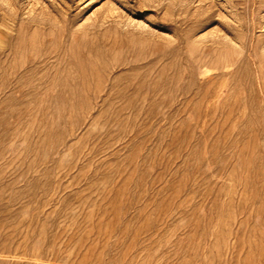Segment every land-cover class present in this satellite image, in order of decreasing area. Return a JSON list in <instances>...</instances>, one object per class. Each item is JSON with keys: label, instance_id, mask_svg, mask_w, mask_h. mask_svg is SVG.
Listing matches in <instances>:
<instances>
[{"label": "rangeland", "instance_id": "1", "mask_svg": "<svg viewBox=\"0 0 264 264\" xmlns=\"http://www.w3.org/2000/svg\"><path fill=\"white\" fill-rule=\"evenodd\" d=\"M0 264H264V0H0Z\"/></svg>", "mask_w": 264, "mask_h": 264}]
</instances>
